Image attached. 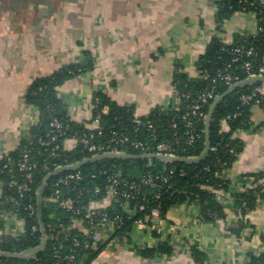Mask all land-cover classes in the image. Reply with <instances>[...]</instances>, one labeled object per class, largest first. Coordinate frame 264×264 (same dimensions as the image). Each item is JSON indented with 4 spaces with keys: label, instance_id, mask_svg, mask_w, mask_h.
Wrapping results in <instances>:
<instances>
[{
    "label": "crops",
    "instance_id": "crops-1",
    "mask_svg": "<svg viewBox=\"0 0 264 264\" xmlns=\"http://www.w3.org/2000/svg\"><path fill=\"white\" fill-rule=\"evenodd\" d=\"M217 2L0 0V155L16 148L37 121L36 108L25 101L29 86L67 65L90 63L56 87L68 117L87 129L96 127L91 121L96 92L132 106L136 116L167 104L175 65L195 78L197 61L213 38L228 45L235 34L258 31L250 11L235 12L218 24ZM233 137L241 149L220 174L229 180V192L217 194L222 219L202 221L197 206L178 205L156 221L150 239L154 247L165 242L170 254L140 256L137 249L146 240L141 228L132 230L133 239H110L106 230L100 239L106 246L91 264H199L191 257L192 246L203 253V264H249V255L264 254V201L247 212L245 226L235 233L241 216L231 197L244 189L243 175L264 172L261 105L251 106L246 129H236ZM247 179L248 186L254 178Z\"/></svg>",
    "mask_w": 264,
    "mask_h": 264
},
{
    "label": "trees",
    "instance_id": "trees-1",
    "mask_svg": "<svg viewBox=\"0 0 264 264\" xmlns=\"http://www.w3.org/2000/svg\"><path fill=\"white\" fill-rule=\"evenodd\" d=\"M216 22L220 24L235 12H254L259 30L256 34H235L231 44H225L217 38H213L203 55L197 61L199 76L191 78L185 74L179 65H175L172 74V85L176 95L180 98L177 104L170 99L165 105L155 106L143 116H136L132 106L118 105L112 102L106 95L96 92L92 98V118L95 129H87L83 125L72 121L66 112V104L60 99L56 87L69 77L75 76L87 70L89 64H73L62 67L56 73L36 79L25 93V101L36 108L37 121L30 128L27 137L21 139L13 150L0 155V211H16L24 221V230L20 233H8L3 230L0 234V252L18 253L37 247L41 242L43 226L45 243L40 250L27 258L13 256H0V264H91L92 261L106 246V242L93 243L86 233L88 219L84 212L73 216L70 212L60 207L59 203L42 201L40 217L37 216V201L35 192L40 187L48 173L42 165L48 164L52 169L54 164H74L91 157V152L82 144L72 143L63 145L58 155L49 154L50 147L45 148L39 144V140L49 139V122L56 117L63 123L58 140L67 139L74 134H92L93 143L108 144L113 138L125 135L129 141L124 143H111L117 150L128 154H141V150L135 148L133 143L141 142L153 147L160 142L172 146L175 155L179 157H198L205 149V119H197L191 112L190 105L197 94L213 90V94H223L228 85L218 78L219 72L238 74L240 78L246 77L242 69L245 61H250L253 71H256L264 56V7L256 0H218ZM252 48V55L244 52L237 55L235 48ZM236 57L237 61L232 59ZM207 75V77H203ZM215 79V81H213ZM258 82L248 83L237 87L224 94L211 110L208 122L209 149L206 156L199 162L166 161L158 158H118L100 156L90 160L79 167L64 169L52 174L43 189L42 197H47L51 192V184L60 176L69 172H80L82 179L72 185L69 196L78 200L80 204L100 198L93 189L110 185L109 176L115 172L120 173V183L115 185L118 190L129 191L124 182L136 183L138 193L134 202L144 203L147 206L157 205L160 213L165 217L167 211L182 203L195 204L199 210V218L202 221L222 219L224 217L223 205L219 203L217 194L211 188L229 192V180L222 172L229 168L240 152V144L234 139L233 132L236 129H246L248 124L249 109L255 103L264 108V99H255L243 104L241 96L248 94ZM189 95L186 97L185 95ZM210 101L201 110L208 113ZM106 112H103L104 109ZM98 117L97 123L94 121ZM193 127L197 135L191 143L188 142L187 131ZM226 126V130L224 129ZM29 155L28 163L32 182L31 190L20 197L14 188L8 187L10 175L14 174L19 179H24L22 172L16 169V163L22 157L23 152ZM11 164V165H10ZM7 167H4V166ZM9 166L12 171H8ZM221 174V175H220ZM147 176L154 178L155 187L143 184L142 180ZM248 176L254 178L250 185H246ZM158 177L157 179H155ZM244 189L242 192L232 193L233 206L241 216L239 225L232 231L239 233L245 226L243 217L253 209L259 201H264V172L253 175H243ZM163 178H166L164 180ZM129 192L132 193L130 190ZM134 192V191H133ZM134 194V193H133ZM33 203L35 213L30 215L25 209L27 204ZM96 207H93L95 209ZM106 212L110 217L120 215L123 225L117 229L116 234H121L130 229L133 218L118 209H112L110 205L96 208L94 214L100 218V214ZM145 211L136 213L135 217L144 216ZM36 226V230L32 227ZM0 227L4 228V222L0 217ZM264 240V235L262 236ZM77 241V244L75 243ZM137 253L142 257H153L155 254H170L171 247L165 242L155 247H140ZM191 257L199 264H203V253L195 246L190 248ZM73 254V261L64 257ZM249 264H264V254L249 255Z\"/></svg>",
    "mask_w": 264,
    "mask_h": 264
},
{
    "label": "built area",
    "instance_id": "built-area-1",
    "mask_svg": "<svg viewBox=\"0 0 264 264\" xmlns=\"http://www.w3.org/2000/svg\"><path fill=\"white\" fill-rule=\"evenodd\" d=\"M256 1L258 2V4L264 7V0H256ZM234 52L237 55H239L241 52H244L247 56H251L252 48L244 49L238 47L234 49ZM232 61L233 62L237 61V58L234 57ZM241 67L246 72L245 78H240L238 74H233L226 71L219 72L217 76L218 78L222 79L225 82V84L228 85V87L250 77H263V81L258 82V84L248 94H243L241 96V100L243 104H247L255 99H264V56L262 57L261 64L256 71H253V65L250 61H245ZM203 77H207V75H203ZM213 81H215V79ZM185 96L188 97L189 95L187 94ZM216 97L217 96L213 94V90H207L197 94L195 100L190 105L192 114L197 119H205L206 115L201 110V108L204 105H207L210 101L214 100ZM171 100L174 102V104H177L180 100V98L176 95L174 88H173V94ZM94 121L97 123L98 117H96ZM188 126L190 129L187 131V137H188V142L191 143L197 135L194 133L193 127L191 128L189 124ZM49 127H50L48 133L49 139L46 140L40 139L39 144L41 146H44L45 148L51 146L49 150L50 151L49 154L53 157L58 155V151L61 150L62 146L65 145L67 141H70L72 143V147H74L76 144L79 143L84 145L85 147H87L88 151L91 152V156L96 154H103V153L122 152L120 150H117L115 146H111V143H124L129 141L128 137L122 134L119 135L117 138L111 139L108 144L93 143L91 141V139L93 138L92 134L89 135L74 134L70 137L69 140L67 139L58 140L57 137L59 136V134H61V131L63 129V123L60 120H58L56 117H52L49 122ZM133 146L141 150V154L148 153V154H157V155L177 156L175 155L172 146L164 142L157 143L152 148L153 149L152 151L150 150L149 146L142 144L141 142H135L133 143ZM28 160H29V155L28 152L25 151L23 152L22 157L16 163V169L18 172L23 173L24 179H19L18 176L12 174L10 175V179L7 182L8 187L14 188L16 190V193H18L20 197L25 196V194L31 190L30 184L32 182V175L30 172L31 166L29 165ZM68 165H72V164H67V165L54 164L53 168L51 169L48 164L44 163L42 165V168L49 175L51 172ZM4 167L7 166L5 165ZM8 171L9 172L12 171L11 166H9ZM82 178L83 177L81 173L78 171L69 172L58 177L51 184L50 194L45 198L42 197V201L59 203L61 208L70 212L73 216H78L84 212L85 217L88 219V226L85 229V233L90 239H92L94 244L99 242L100 239H103V234H104L103 232L106 230L109 232L110 239H130V238L133 239L132 230L141 228L142 232H144L143 233L144 238L141 239H146L142 244V246L154 247L151 244L150 239H154L152 233L155 229V223L156 221L158 220L160 221L162 219V215L160 213V208L157 205L147 206L146 204L140 202H134V204L131 203V201L135 200V196L138 193L139 188L136 183L132 182L130 184H127V182H124V185H127L128 188L132 191V193L129 192L130 190L129 191L118 190L115 187V185L120 183L121 179H120V173L115 172L109 176V181L111 183L110 185H106L102 188L98 186L94 187L93 191L96 194H100V198L91 200L87 204H80L78 200L69 196V192L70 189H72V185L76 184V182L80 181ZM157 178L158 177H156L155 179ZM163 179L166 180V178ZM142 182L143 184L148 185L150 187H155L154 178L152 176H147L145 179L142 180ZM0 188L2 189V183H0ZM209 188L211 189L212 192L216 194L222 192L221 189L211 188V187ZM36 194L37 191L35 192V195ZM183 204H187V203H182L181 205ZM107 205H110L112 209L120 210L122 213L127 215V218L134 217L129 230L121 234H116L117 229H119L123 225V220L120 215L110 217L106 212H103L100 214L101 215L100 218L95 217L94 210L96 208L101 209V207ZM93 207L96 208L93 209ZM25 209L28 210V213L30 215L35 213V206L31 202L27 204ZM142 211L143 212L145 211L144 216L135 217L136 213ZM0 217L4 222V228L0 227V234L3 232V230L7 231L8 233H20L24 230L23 218H20L16 211H12V210L0 211ZM150 223L154 225L152 226ZM36 229H37L36 226L32 227V230H36ZM75 243L77 244L76 240ZM64 258L67 259L68 261H73L74 255L69 254L66 255Z\"/></svg>",
    "mask_w": 264,
    "mask_h": 264
},
{
    "label": "water",
    "instance_id": "water-1",
    "mask_svg": "<svg viewBox=\"0 0 264 264\" xmlns=\"http://www.w3.org/2000/svg\"><path fill=\"white\" fill-rule=\"evenodd\" d=\"M263 81V77H250L247 79H244L243 81L236 83L230 87H228V89L221 95L217 96L213 102L210 104L209 106V110L208 113L206 114L205 117V149L202 152V154L198 157H179V156H168V155H157V154H148V153H142V154H128L125 152H111V153H103V154H96L93 155L87 159H84L82 161L76 162L72 165H68L62 168H59L53 172H51L49 175H47V177L43 180V182L41 183L40 187L37 190V194H36V201H37V216L38 218L40 217V212H41V205H42V195H43V189L44 186L47 182V179L54 173L59 172L61 170H68V169H73L76 167H79L80 165L90 161V160H94L100 156H111V157H118V158H148V159H152V158H158V159H163V160H167V161H179V162H199L200 160H202L209 149V141H208V134H207V130H208V122H209V118H210V113L212 108L214 107V105L216 104V102L226 93H228L229 91L237 88V87H241L245 84L248 83H254V82H261ZM40 231L42 233V237H41V242L40 244L30 250H26V251H22V252H18V253H7V252H0V256H13V257H19V258H27L33 254H35L38 250H40L42 248V246L45 243V235H44V229L43 226L40 225Z\"/></svg>",
    "mask_w": 264,
    "mask_h": 264
}]
</instances>
